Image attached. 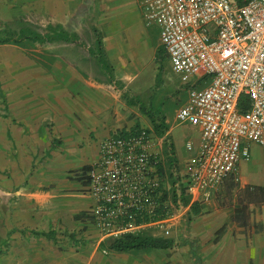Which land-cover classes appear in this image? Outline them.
Segmentation results:
<instances>
[{"label":"crops","instance_id":"0c3cea01","mask_svg":"<svg viewBox=\"0 0 264 264\" xmlns=\"http://www.w3.org/2000/svg\"><path fill=\"white\" fill-rule=\"evenodd\" d=\"M30 16L42 19L44 25L74 27L77 41L86 27L93 37L85 61L76 49H68L79 41L0 46V96L5 102L0 104L1 166L11 164L18 172L13 211L4 229L12 238L4 263L197 264L193 245L201 264H264V204L248 206L245 225L234 220L241 207L238 193L247 186L264 187V154L253 146L252 159L234 174L237 187L231 201L223 182L210 200L194 202L200 211L186 226L182 246L141 252L140 257L98 252L107 239L93 223L95 201L76 171L98 161L105 139L139 124H131L132 111L109 79L99 82L97 72L90 70V50L95 48L97 32L116 82L125 88L143 87L138 83L143 71L140 59L157 50L148 31L156 26L144 19L142 0H0L1 22ZM172 129L169 126L166 137L187 174L200 140L197 145L186 144L189 153L179 151ZM91 141L97 151L87 150ZM15 155L18 160L11 161ZM90 157L97 160L90 163ZM189 211L185 208L183 215Z\"/></svg>","mask_w":264,"mask_h":264},{"label":"built area","instance_id":"2783aa9c","mask_svg":"<svg viewBox=\"0 0 264 264\" xmlns=\"http://www.w3.org/2000/svg\"><path fill=\"white\" fill-rule=\"evenodd\" d=\"M239 1L142 0L144 19L159 28L188 94L176 120L200 131L184 176L191 203L210 200L252 158V145L264 154V0ZM122 133L100 144L99 159L84 180L95 201L96 227L103 238L119 239L176 226L185 208L162 201L166 167L152 148L151 133ZM160 214L165 217L154 220Z\"/></svg>","mask_w":264,"mask_h":264},{"label":"rangeland","instance_id":"374dc122","mask_svg":"<svg viewBox=\"0 0 264 264\" xmlns=\"http://www.w3.org/2000/svg\"><path fill=\"white\" fill-rule=\"evenodd\" d=\"M42 22H43L42 19L39 18L35 19L34 17L30 16L23 19L22 18L15 19L10 24L8 23L6 24H8L9 28L15 31L27 27L40 34H49V32L52 29V26L44 25ZM67 30L70 34L72 35L75 34L74 27H68ZM148 31H150V35L152 36L153 40L156 43L157 50L155 51V54L152 52L148 54L147 51L146 55L140 59V62H142V66L140 67H142L143 71L141 73L142 74L141 80L138 83L144 84V86L135 87L134 84L132 88H125V85L123 83L117 81L115 84H112V87L114 88V91H116V93L121 95L122 101H124V103L128 104L127 100L124 98V95L126 93L132 99H134V102L132 104H128V107L132 111L130 119L133 122H131V124L133 125L139 124L144 129H148L149 131L151 130V132L153 130V126L151 124V120L149 116L141 112L140 107L138 106L137 103H135V101L140 102V104H142L150 114H153L156 111L162 112V114L166 118L167 125L173 128L172 135L174 141L176 142L179 151H181V149H186V144L189 142H192L194 145L198 144L200 140L199 128L192 126L188 123H180L176 120L175 116H177L178 111L181 108H184L187 103L188 94L185 91V86L180 77V74L174 71L169 60L166 58L162 66L159 63L157 51L159 48L163 49L161 43V33L159 28L152 27L149 28ZM92 37H93L92 32H90L89 27H86V30L81 35V38L79 37L78 40L79 42L75 43L76 46H69L70 48L68 49L69 50L76 49L78 51L79 56H81L82 60L85 61L84 57L86 56L87 51H89V45L92 42L91 41ZM143 52L144 51H142V53ZM87 63L90 67V70H92L94 74L97 72L96 76L99 82L106 83L108 76L106 74L103 75V73L100 72L99 65L94 60V58H92V56L88 58ZM0 104H5V102L2 101V96H0ZM4 110H6V108ZM151 137L153 142L152 148L156 153H158L166 169H168L169 148L168 146H166V138L168 137L159 136L154 132L151 133ZM90 143H91L90 145H87V150H89L90 152L97 151V147L94 144H92V141ZM169 144H172L171 139L169 140ZM252 146L258 147L260 149L259 146L256 145H252ZM251 151L253 157L254 150L252 147H251ZM187 153L189 152L187 151ZM13 158L15 160H18L17 155L11 157L10 160L13 161ZM96 158L97 157L95 158L90 157L88 158V160H90V163H93L94 160H97ZM1 161L4 160L0 156V264H5L4 260L7 258L8 253L10 252V245H11L10 242L12 241V238H11V234L7 235L6 233H4V229L7 228V220H8L7 216L10 215V212L13 211L12 207L15 202L14 194L17 192L16 173L18 172L17 170H13L10 167L11 164H9V166L8 165L4 167L1 166L2 165ZM174 172L175 175H178L180 177L182 183V180L184 179L185 176L184 165H179L177 163ZM174 213L178 214V216L180 214L179 212L176 211H174ZM91 218L93 219V223L96 226L95 218L94 217ZM188 218H189L188 215H183L182 217L179 216L176 226L168 227L166 225H162L146 230L143 233H147L146 235H150L155 238L171 240L174 242V245L182 246L185 241L184 238H185L186 223ZM109 240L111 239L110 238L107 239L105 241V244ZM98 252L100 253L103 252L104 254L105 252H108L109 254L110 251L106 246L102 245L101 247H99ZM123 255L128 257H140L142 256V253L127 252L124 253ZM123 264H126V262L125 263L123 262Z\"/></svg>","mask_w":264,"mask_h":264},{"label":"trees","instance_id":"16d2710c","mask_svg":"<svg viewBox=\"0 0 264 264\" xmlns=\"http://www.w3.org/2000/svg\"><path fill=\"white\" fill-rule=\"evenodd\" d=\"M248 0H240V4H244ZM97 41L94 49L90 50L92 56H94L101 66L104 74H106L109 78L110 84H115V75L114 68L110 64L107 59L106 53L104 51L103 43L101 40V36L96 32ZM25 42L38 43V44H46L52 42H66V43H75L77 41L76 35L70 34L67 30H65L62 26L52 27L49 34H40L35 32L29 28H22L18 31L12 30L9 26L1 22L0 23V46L7 44H15L22 45ZM159 63L161 66L163 65L165 59L167 57L166 52L159 48L157 51ZM169 60V59H168ZM158 79V78H157ZM124 98L127 100L128 104H132L134 99H132L127 93L124 95ZM140 107V110L143 114L148 115L151 124L153 126L152 132L158 134L159 136H166L169 131V126L167 125L166 118L160 111H156L153 114H150L140 102H136ZM247 108V104H243ZM244 107V106H243ZM245 108V109H246ZM141 128L139 125L131 130L132 133H136L140 131ZM148 130V129H147ZM148 132H150L148 130ZM150 132V133H152ZM122 135H127V131H123ZM169 138H166V146L169 148L168 155V164L169 168L166 169V180L167 187L163 193L162 201H171L175 206H182L184 208L189 207V214L186 226L189 225L192 221V216L199 214L200 207L194 203H191V197L188 194L187 185L184 180H180L178 175H175L174 169L177 164L176 152L172 144H169ZM91 169L90 166H86L81 170L76 171L77 177L79 176L80 180L84 185L87 184L84 180H86V174ZM161 173L165 172L163 165H160ZM235 175H230L224 181V193L229 201L232 200V195L237 187ZM238 203L240 204V208L236 210V215L234 220L241 224L247 223V208L249 205L256 204L261 205L264 204V187H251L247 186L244 190L238 193ZM165 215L158 216L154 220L159 218H164ZM224 232V228L219 231L218 235L220 236ZM36 235H41L46 238H50L52 236L51 233H34ZM147 233L139 234V235H126L119 239H111L104 246H106L110 251L113 252H145L149 250H166L174 247V242L167 239L155 238L150 235H146ZM192 253L194 258L196 259L197 264H201L199 258L196 255V250L192 245Z\"/></svg>","mask_w":264,"mask_h":264}]
</instances>
